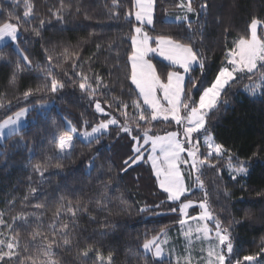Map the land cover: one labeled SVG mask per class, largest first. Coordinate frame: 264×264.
<instances>
[{
  "label": "trees",
  "instance_id": "trees-1",
  "mask_svg": "<svg viewBox=\"0 0 264 264\" xmlns=\"http://www.w3.org/2000/svg\"><path fill=\"white\" fill-rule=\"evenodd\" d=\"M180 1L154 0L153 24L143 27L153 39L170 36L181 43H191L199 52L204 67L190 69L184 85L185 92L198 100L214 80L236 38L247 35L252 19L262 22L264 36V0H191L194 11L186 20H167V16L179 17ZM28 2L32 15L25 20L24 0H0V24L18 25L17 40L0 46V120L24 106L49 105L44 115L30 111L20 133L7 136L0 144V212L9 224L18 215L27 216L29 221H16L14 231H0L5 236L18 234L21 259L35 257L38 251L30 245L32 233L39 230L51 240L50 225L56 223L58 231L68 226L71 240L65 246L59 235L55 237L53 259L57 264H99L95 260L97 251L105 264L109 254L111 264H174L170 259L146 253L142 245L162 230L178 227L177 204L168 201L159 188L146 156L131 166L125 164L135 155L132 136H141L145 130L155 135L175 127L170 121H151L150 113V122L139 121L132 107L139 98L129 79L128 63L130 38L136 25L127 15L133 11V0ZM57 12L59 19L54 15ZM25 56L30 65L23 59ZM151 60L165 81L172 67L155 58ZM49 64L54 76L64 84L57 93L50 91V79L46 80L42 71ZM77 73L87 75L96 91H82ZM260 74L257 71L252 80L238 77L220 97L219 109L206 121L207 130L225 152L246 161V174L231 179L223 173L218 159L211 164L215 167L205 164L197 173L203 182L201 191L208 194L210 210L232 229L231 260L242 264H247L245 256H256L259 264H264V89L256 96L242 90ZM97 76L101 80L99 87ZM29 90L32 95L26 99L23 94ZM96 100L115 115L118 123L90 143L76 136L71 155L62 160L54 158V138L58 139L66 125L82 132L103 118L94 109ZM125 112L132 135L121 131ZM90 160L94 166L89 172ZM36 164H41L42 169L50 165L43 177L34 171ZM33 188L38 191L33 193ZM210 195H216L219 202L210 200ZM37 204L43 207H35ZM61 205L78 209L76 215L64 207L57 218L55 213ZM173 207L176 212L171 211ZM89 248L93 251L84 258L82 253ZM26 264L30 260L26 259Z\"/></svg>",
  "mask_w": 264,
  "mask_h": 264
},
{
  "label": "snow or ice",
  "instance_id": "snow-or-ice-1",
  "mask_svg": "<svg viewBox=\"0 0 264 264\" xmlns=\"http://www.w3.org/2000/svg\"><path fill=\"white\" fill-rule=\"evenodd\" d=\"M26 10L24 11V18L27 20L32 15V5L28 0H24ZM153 6L154 0H133L132 8L134 12L127 13L128 16L135 15L136 21L143 25L145 22L149 25L153 24ZM178 7L184 8L188 13L194 11L191 6V0L185 5L181 3ZM203 10V8L201 9ZM57 18H60V14L54 13ZM19 17H17V20ZM177 20L182 19L176 17ZM187 19V16L183 17ZM41 21V25H43ZM261 22L257 19H252L248 28L250 35L245 38L241 37L234 41V46L230 48L225 56L227 66H222L219 69L218 74L215 76L209 87L204 88L200 94L198 101L193 98L191 92H185L184 88V76L178 71H169L167 74V82H163L157 75L153 64L146 59L149 53H157L163 57L164 60L169 61L172 65H176L183 69L184 73H188L194 64H199L203 69V61L200 58L199 52L194 49L191 43H181L179 40H174L170 36L158 35L155 39L156 47H150V37L147 33L142 32L141 27H135L133 29L134 34L131 37L132 51L128 56V60L131 64L130 81L135 86V90L139 94V98L133 101L132 107L138 113L139 121H155L163 119L164 121H174L178 126V129L182 131H171L164 136H150L148 131L143 133L144 145L151 144V154L148 156V160L151 162V166L156 176L159 188L163 193L167 194V200L171 202L181 201V198L190 191L185 185L184 177L182 175L179 164L181 163V153L187 151L188 159L183 160L184 164H188L191 161L190 168L192 172H199L200 167L205 164L211 165L209 157L213 155L221 156L225 149L222 144L215 143L211 134L205 136L204 143L207 145L209 152L208 156L203 159L199 155V141L193 144V134L199 133L201 130L207 132L206 121L209 115L219 109L220 97L226 91L232 83L236 82L237 74L247 75L249 80L253 79L257 71H260L259 84L258 85H246V90L255 95L257 87L264 89V37H259L257 34L258 25ZM39 35V32H37ZM5 38H9L10 41L15 42L18 38V25L5 22L0 24V41H4ZM99 47V46H98ZM65 60L68 59L67 50L64 54ZM28 61V57L23 58ZM48 60L51 62L52 57L49 56ZM30 65V61H28ZM19 67V64L17 65ZM46 73V80L50 79V91L57 93L64 87V84L59 81L53 74V68L51 64L42 69ZM77 76L81 77V83L79 87L82 91L88 92L90 89L95 92L96 88H93L89 82V77L82 73H77ZM14 78V77H13ZM96 85H101V80L96 77ZM47 87V84L45 85ZM24 97L27 99L32 95V91L24 92ZM142 99L143 103L139 102ZM146 106V108H145ZM96 111L103 113L104 109L99 102L95 105ZM123 107L126 109L128 105L125 103ZM46 105H39L34 109H22L15 113V116H8L7 119L0 122V139L5 135V129H7V135H16L21 131V117H25L28 111H37L38 115H44V109ZM125 115V124L121 126V131L132 135V129L127 125V112ZM118 121L115 118L108 119L106 122H101L99 125L92 127L91 131H84L79 134L82 139L90 143L94 139H98V134H101L104 130H107L110 125H116ZM137 127L140 125L137 123ZM77 136V129L69 125H66V130L59 135L58 139L54 138L56 152L54 158L62 160L65 157L71 155V147L74 139ZM132 139L137 141L133 146V152L135 155L125 161L126 165L137 163L144 157V153L141 151L143 145H140L139 138L132 136ZM187 143L188 147H185ZM159 155H156V153ZM231 159V158H230ZM50 165H45L42 169L41 164L34 166V171L44 175V171ZM61 165H56L59 168ZM94 166L90 160L88 163V171ZM233 165L229 162V168ZM237 173H245L246 169L243 165L235 168ZM235 179V176H233ZM196 182L201 188H203V182L200 181L199 175L196 176ZM38 189L33 188L32 192L36 193ZM35 207L40 208L43 205L37 204ZM64 207H67V211L73 216L76 215L78 209H73L71 206L61 205L57 208L55 216L60 217L61 211ZM158 207V206H157ZM193 207V202H181L179 204L180 219L178 223L183 230L189 220L197 222V227L193 230L191 227L187 231L183 232V235L188 239L191 244L192 233L195 231L198 235L197 240H204L209 242V247L206 250V264H230V256L233 253V244L231 242L230 231L228 228L222 227L221 221L216 219L214 214L209 208L207 203V193H205V199L199 202V208L201 212L196 217H191L188 214V209ZM145 209H140L144 211ZM172 212H176L175 207L171 208ZM215 221L214 238L210 235L213 232L212 228L208 227L205 223L202 227L199 225L200 221ZM16 221H23L25 224L29 223L27 216L18 215L13 218V223L9 224L4 219L3 212H0V229L7 228L10 231H14V225ZM67 225H63L60 230H57L56 223L50 225L53 239H49L48 236L41 234L39 230L32 233L30 245L38 249L35 257L29 256L26 259L30 260V264H57V261L53 259L54 252L53 246L57 244L55 237L59 235L63 239L65 246L70 245L71 240L68 238ZM202 233V236L199 235ZM103 235V233H101ZM0 264H7L8 261L14 262V264H26V259H21L19 251V238L17 235L5 236L3 231H0ZM213 239L218 243L213 244ZM39 241V243H37ZM166 243V241H165ZM143 249L146 253L151 252L156 258H160L163 255L162 243L159 240V235L152 240H147L143 244ZM27 251V248L25 249ZM93 251L92 248L85 250L82 253L84 258H88L89 253ZM264 251V249H262ZM248 261L249 264H259L256 256H245L243 258ZM95 260L99 264H105V258L97 251ZM108 264H111V254L107 257ZM192 256L189 251L187 255L183 257L184 264H191ZM176 264H181V257H177ZM237 264H240L237 261Z\"/></svg>",
  "mask_w": 264,
  "mask_h": 264
},
{
  "label": "rangeland",
  "instance_id": "rangeland-1",
  "mask_svg": "<svg viewBox=\"0 0 264 264\" xmlns=\"http://www.w3.org/2000/svg\"><path fill=\"white\" fill-rule=\"evenodd\" d=\"M181 3H184L185 5L188 3V0H181L180 1V4ZM132 12H134V9H133V11ZM179 12L180 13H178V16L179 17H181L182 19H183V17H185V16H188V12H187V10H186V7H184V8H181L180 7V9H179ZM153 16H154V6H153ZM131 17L135 20V22H136V25L133 27V29L135 28V27H141L142 28V32H144V33H147L145 30H144V25H141L140 24V22H138V21H136V19H135V15L133 14V15H131ZM167 20H177L176 18H174V17H171V16H167V18H166ZM182 19H180V20H182ZM179 21V20H178ZM259 21V20H258ZM261 22V21H260ZM140 25H139V24ZM146 26H151V25H149V24H147L146 22L144 23ZM261 26H262V22L258 25V29H257V34H258V36L259 37H264L263 35H262V32H261V30H260V28H261ZM134 34V31H133V33H132V35ZM250 35V32H249V28H248V32H247V35L245 36V35H243L245 38H247L248 36ZM148 36L150 37V40H149V45H150V47H156V43H155V39H153L149 34H148ZM242 36V37H243ZM132 37V36H131ZM241 38V37H240ZM239 38H236V40H238ZM235 40V41H236ZM130 41H131V38H130ZM7 42H12V41H10V39L9 38H5V40L4 41H0V46H2L3 44H5V43H7ZM233 46H234V44H233ZM232 46V47H233ZM131 51H132V45H131ZM131 53V52H130ZM152 58H155V59H157V60H160L161 62H163V63H165V64H167V65H169V66H171L172 68L170 69V71H178L181 75H183L184 76V85H185V81H186V79H187V75H188V73H184V71H183V69H181V68H179L178 66H176V65H172L169 61H167V60H164V58L163 57H161V56H159L157 53H149L148 54V56L146 57V59H148L151 63H152ZM128 63H129V69H130V72H129V76H130V74H131V64H130V62H129V60H128ZM153 64V63H152ZM154 66V65H153ZM195 66H200L198 63L197 64H194L193 65V67L191 68V69H193ZM222 66H227V61H226V59H224V61H223V63H222V65H221V67ZM154 68H155V66H154ZM156 70V69H155ZM219 72V71H218ZM157 73V72H156ZM218 74V73H217ZM158 75V74H157ZM238 77H244V80L245 79H247V75H242V74H237V78ZM163 82H167V79L165 80V81H163ZM259 84V79H257L256 81H254V82H249V83H247L246 85H258ZM211 85V84H210ZM210 85H208L207 87H209ZM246 85H245V87H242V90H244L246 93H248V94H250L251 96H256V95H258L259 93H260V91H261V88L260 87H257L256 88V91H255V95H253L250 91H248V90H246ZM133 87L135 88V86L133 85ZM206 88V87H205ZM204 90V89H203ZM203 92V91H202ZM201 92V93H202ZM136 93L138 94V92L136 91ZM138 97H139V94H138ZM199 99V98H198ZM198 101V100H197ZM97 102H99L100 104H101V102L99 101V100H96V102H95V104H94V109H95V111H96V107H95V105H96V103ZM140 102H141V104L143 103V101H142V99H140ZM39 105H49V104H47V103H41V104H38L37 106H39ZM36 106V107H37ZM101 107L104 109V112L103 113H99V112H97L96 111V113L97 114H99L100 116H102L103 118L101 119V120H99V122L98 123H96L95 125H93V127H95V126H97V125H99L101 122H106L108 119H111V118H115V115L108 109V108H106V107H104L102 104H101ZM34 108V105H32V106H24V107H22V108H20V109H18V110H16L14 113H12V114H10V115H8V116H15V113L16 112H19V111H21L22 109H33ZM145 108H146V106H145ZM30 111H28L27 112V114H26V116L25 117H21V127H23V126H25L26 124H27V117H28V113H29ZM149 113H150V111H149ZM7 116V117H8ZM7 117H5V118H3L2 120H0V122H3V120H5V119H7ZM158 120H162V121H164L162 118L161 119H158ZM170 122H172L173 124H174V128H168V129H166L165 131H163V132H161V133H158V134H155V135H150V136H157V135H159V136H164V135H166L168 132H171V131H178V130H180V131H182V129H178V126L175 124V122L174 121H171V120H169ZM166 122V121H165ZM111 126H114V125H110L109 126V128L111 127ZM164 127L166 128L167 127V125H164ZM108 128V129H109ZM91 129L92 128H90V129H87V130H84V131H91ZM108 129L107 130H104L102 133H105V132H107L108 131ZM147 129H150V128H147ZM84 131H82V132H77V136L81 139V140H83L82 139V137L79 135V134H81V133H83ZM101 133V134H102ZM101 134H98V136L99 135H101ZM208 134H210V131L209 130H207V132H204V130H201V132H199V133H194L193 134V144L195 145L196 144V142L197 141H199V155H200V158L201 159H203L204 157H206V156H208V152H209V149H208V147H207V145L204 143V139H205V136L206 135H208ZM7 136H9V135H7V129H5V135H4V137L2 138V139H0V144L1 143H3V140L7 137ZM138 138H139V143H140V145H143V147L141 148V151L144 153V157H143V159L145 158V156H146V161L148 162V164L150 165V167H151V169H152V166H151V162L148 160V156H149V154H151V144H147V145H144V141H143V135H141V136H137ZM84 141V140H83ZM214 142L215 143H217L215 140H214ZM137 143V141H134V144H133V146L135 145ZM185 147L187 148L188 147V145H187V143H185ZM156 155H159V153L157 152L156 153ZM231 158V159H230ZM142 159V160H143ZM185 159H188V156H187V151H185V152H183V153H181V163L179 164V167H180V169H181V172H182V175H183V177H184V181H185V185H186V187H188L189 189H190V191L189 192H187L186 194H185V196L186 195H192L194 192H197V191H200V193L198 194V196H193L192 198H184V197H182L181 198V201H177V202H174V203H176L177 204V207H178V209H179V204L181 203V202H188V201H192L193 202V207L192 208H190V209H188V214H189V216H191V217H196V216H198L199 214H200V212H201V209L199 208V202L200 201H202V200H204L205 199V192L203 191H201V187L199 186V184L196 182V176H197V173L198 172H192V170H191V168H190V164H191V161L189 160V163L186 165V164H184L183 163V160H185ZM218 159V162H219V164L221 165V166H223V173L226 175V176H228V177H230L231 179H233V176H235V179H237L238 177H240V176H243V175H245L246 174V172L245 173H237L236 171H235V168H237V167H239V166H241V165H243L244 167H245V169H246V167H247V163H246V161H242V160H238V159H235L232 155H230V154H228V153H226L225 151H224V153L221 155V156H216L214 153H213V155L211 156V157H209V162H210V164H213L216 160ZM141 161V160H140ZM137 162H139V161H137ZM229 162H231V164L233 165V167L232 168H229ZM152 172H153V169H152ZM153 174H154V172H153ZM155 176V175H154ZM156 177V176H155ZM158 183V182H157ZM159 186V185H158ZM216 194H218L219 192L216 190ZM167 195V194H166ZM210 197V200H212V201H216V202H219V199H218V197L215 195V196H213L212 197V195H210L209 196ZM207 198H208V194H207ZM194 208H196L197 210V212H191V211H193V209ZM216 218V217H215ZM217 219V218H216ZM205 223H207L208 224V227L209 228H212L213 229V232L210 234V235H212L213 236V238H214V229H215V221L213 220V221H208V222H205V221H200L199 222V225L202 227ZM222 224V223H221ZM178 227L175 229V228H171V227H169V228H166V229H164V230H162L161 231V233H159L158 235H159V240H160V242L162 243V247H163V255H162V257H160L159 259H161V258H167V259H170L174 264H176V261H177V257H181V264H184V261H183V257L185 256V255H187L188 254V252L190 251L191 252V256H192V260H191V264H206V255H207V253H206V250H207V248L209 247V242H207V241H204V240H197L196 239V236L198 235L195 231H193V233H192V238H191V244H189V241H188V239H186L185 238V236L183 235V232L184 231H187L188 230V228L189 227H191L193 230L198 226L197 225V222L196 221H194V220H189L188 221V224L187 225H185V227H184V229L182 230L181 229V226H180V224L178 223V225H177ZM222 227H224V228H228L229 229V231H230V236H231V232H232V229H231V227L227 224V225H223L222 224ZM158 235H156V236H158ZM199 235H201L202 236V233L201 234H199ZM156 236H153V237H151L149 240H152L154 237H156ZM0 238H2V237H0ZM165 241H166V243H165ZM146 242V241H145ZM144 242V243H145ZM231 242H232V240H231ZM143 243V244H144ZM212 243L213 244H215V243H218L217 241H215L214 239H213V241H212ZM233 244V243H232ZM143 246V245H142ZM143 248V247H142ZM144 250V249H143ZM145 251V250H144ZM148 253H150V254H152L151 252H148ZM230 264H237V262L235 261V260H231V256H230ZM240 264H242V263H240ZM247 264H249V262L247 261Z\"/></svg>",
  "mask_w": 264,
  "mask_h": 264
}]
</instances>
